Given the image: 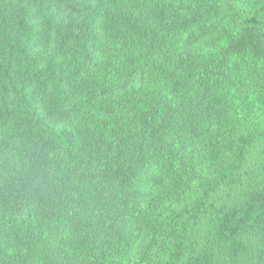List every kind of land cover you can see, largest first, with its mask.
Returning a JSON list of instances; mask_svg holds the SVG:
<instances>
[{"label":"trees","instance_id":"trees-1","mask_svg":"<svg viewBox=\"0 0 264 264\" xmlns=\"http://www.w3.org/2000/svg\"><path fill=\"white\" fill-rule=\"evenodd\" d=\"M0 264H264V0H0Z\"/></svg>","mask_w":264,"mask_h":264}]
</instances>
